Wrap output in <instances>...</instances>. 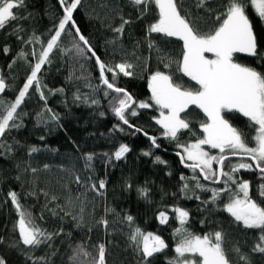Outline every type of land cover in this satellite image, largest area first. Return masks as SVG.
I'll use <instances>...</instances> for the list:
<instances>
[{"label": "trees", "instance_id": "1", "mask_svg": "<svg viewBox=\"0 0 264 264\" xmlns=\"http://www.w3.org/2000/svg\"><path fill=\"white\" fill-rule=\"evenodd\" d=\"M178 2L182 4L183 10L191 13L192 18L201 17L198 25L202 31L215 27L214 16L209 19V13L204 8L196 7V0ZM226 2L227 0H209L207 8L219 12L223 10L222 5ZM154 13L155 8L152 6L148 15L137 19L138 12L129 0H83L73 17L102 60L108 64L127 60L134 65V75H121L117 83L126 88L137 101L151 102L148 78L158 69L169 72L174 81L186 87H198L194 81L177 71L176 62L182 58L183 42L163 34H147V25L154 21ZM18 14L27 18L0 30V68L6 84L10 85L1 97L6 101H14L30 74L31 64L35 63L36 58L31 53L46 46V41L52 34L51 30L63 15L58 0H25V7L18 10ZM121 15L133 22L125 26L123 36L114 45L110 41L116 39L117 34L112 29L122 23ZM248 15L260 51L264 52V22L256 16L251 7L248 9ZM17 27L24 29L19 33L20 38L12 34L13 28ZM33 35L39 37V42H22L28 41ZM150 42L153 43L151 48ZM74 43L72 34L62 35L59 48L50 54L51 63L45 64L38 74L42 84L47 85L44 92L48 97V107L61 117L59 125L52 121L47 125L39 123L41 117L37 113L43 111L44 101L39 99V94L34 91L33 86L21 105L22 110L27 113L23 117L24 126L19 130H12L7 138V142L13 144L14 151L10 156L0 157V236L6 239V243L0 244V257L4 258L6 264H32L26 260L20 248L9 246L11 239L16 235L13 232V224L17 214L7 193L14 190L20 195L21 203L35 217L43 214V220L39 222L44 228L50 232L63 228V232L49 242L53 245L52 248L42 245L32 253L45 255L56 251V255L51 257L52 264H70L72 249L81 243L93 256L96 255L93 245L104 243L107 248V264H139L138 254L133 251L127 239L128 226L122 222L126 213L133 215L137 224L146 231L160 235L169 246L163 253L152 258L150 264H168L169 259L175 255L177 237L174 236V230L180 227L179 221L171 211L174 206L189 211V221L185 227L195 234L203 235L218 230L225 232L224 246L230 258L238 264H244L239 261V254L232 249L238 244L243 253H250L256 233L245 231L233 222L228 213L214 210L216 206L202 204L201 200H207L211 193L199 189L193 193L195 182L191 177L194 173L192 169L181 164L176 155V152L180 151L177 143H192L202 136L200 124L206 120L203 112L195 106L190 107L185 118L190 121L192 131L182 130L177 141L161 135L162 129L152 119L159 115L156 107L139 109V115L130 118L131 123L144 129L149 135L158 137L159 148H150V141L142 133L131 135L132 129L122 123L125 131H114L113 126L119 121L110 111L102 91L96 93V97L101 101L99 106L89 107L73 103V94L77 89L81 93H90L91 89L86 85L99 83V71L94 58L78 57L73 48ZM4 47H8L10 51L5 53ZM21 50L29 54L28 59L18 57ZM237 61L264 72V62L245 54H239ZM164 63H170L171 67L165 69ZM61 87L64 88L63 93L50 95L48 92V89ZM101 111L105 113L104 116L99 115ZM48 115L45 113L44 119H48ZM225 118L249 136L255 134L247 118L242 115L230 113ZM41 136L44 140L40 139ZM16 141L19 144H16ZM121 143L128 144L131 151L125 159L107 164L102 154L113 153ZM33 146L40 150L29 155V148ZM147 150H151V156L142 155V151ZM211 152L216 154V150ZM84 153L97 154L92 161V170L84 167ZM156 156H160L167 163H156ZM237 160L231 159L230 162L236 163ZM44 165H48V168ZM33 168L37 169L35 173L31 171ZM225 170L227 171V167ZM181 174L189 178V191L186 194L180 191ZM77 175L81 177L79 185L75 182ZM239 176L252 182L251 195L264 205V200L259 197L257 191L262 182L259 173L241 170ZM88 177L92 179L88 180ZM99 179L107 181L104 196L86 186ZM200 182L222 187L221 184H209L202 177ZM127 183H131L130 189L126 187ZM139 187H147L150 190L147 199L139 196ZM32 192L37 194L31 195ZM195 195H199L200 200H197ZM52 196L56 199L52 200ZM226 199L227 197H224L218 201L220 208ZM106 207L114 209V212L105 213ZM164 209H168L169 221L162 225L156 217L158 211ZM52 212L58 215H53ZM101 217L109 221L107 228L97 223ZM250 258L252 264H264V256L260 254L250 253Z\"/></svg>", "mask_w": 264, "mask_h": 264}, {"label": "snow or ice", "instance_id": "2", "mask_svg": "<svg viewBox=\"0 0 264 264\" xmlns=\"http://www.w3.org/2000/svg\"><path fill=\"white\" fill-rule=\"evenodd\" d=\"M82 2L83 0H58L63 15L51 30L52 34L47 39L46 46L38 52L31 53L36 59L35 63L31 64V71L26 81L19 89L14 101L0 98V157L10 156L14 151L13 144H9L7 138L12 130H19L24 126L23 117L27 113L22 110L21 105L33 86H35L34 91L39 94V99L44 101L43 111L37 113L41 117L39 123L47 125L49 121H52L59 125L61 117L48 107V97L44 92L47 85L42 84L38 74L41 73L45 64L51 63L50 54L54 49L59 48L62 35L72 34L76 55L85 59L94 58L99 71V83L86 85L91 89L90 93H81L77 89L73 94V103L89 107L99 106L101 101L96 97V93L102 91L103 97L108 101L110 111L119 121L113 126L114 131L124 132L122 123L132 129L131 135L142 133L147 137L150 141V148H159L158 137L149 136L147 131L131 123L130 118L137 117L139 109L156 107L159 115L152 119L162 129L161 135L177 141L182 130L192 131L190 121L185 118L190 107L195 106L203 112L206 120L200 124L202 136L192 143H177L180 151L176 154L181 164L192 169L194 173L191 177L195 182L193 193L195 194L196 189L211 193L209 198L201 200V203L205 206L209 204L216 206L214 210L228 213L233 222L245 231H254L256 234L253 237L254 242L250 253L264 256V205L251 195L252 182L239 176L241 170L259 173V179L262 182L258 185L257 191L259 197L264 200V72L237 61L239 54H245L264 62V52L260 51L257 36L248 15V9L251 7L256 16L264 22V0H227L222 5L223 10L219 12L207 8L209 0H196L197 8H204L209 13V19L213 16L215 18V27L208 31H202L199 27L198 21L201 17L192 18L191 13L183 10L178 0H129L138 12L137 19H143L154 6L155 19L147 25V34H163L166 37H176L183 42L182 58L176 62L177 71L190 78L198 86L195 89L186 87L174 81L173 75L169 72L158 69L148 78L151 102L137 101L126 88L117 83L121 75L124 77L134 75V65L127 60L115 64L106 63L97 55L89 39L81 32L73 17ZM24 7L25 0H0V30L26 19L27 17L18 14V10ZM120 18L122 23L112 29L117 34V38L110 41L114 45L123 36L125 26L133 22L122 15ZM23 31L22 27L13 28L12 34L20 38L19 33ZM34 40L39 42V37L33 35L28 41L22 42L32 43ZM152 46L153 43L150 42L149 47ZM3 51L8 53L10 49L4 47ZM206 54H211V57ZM28 56L29 54L23 50L18 53L21 59H28ZM170 67V63H164L165 69ZM76 79L87 78L76 77ZM8 87L10 85L6 84L5 78L0 76V93H5ZM48 92L50 95H55L63 93L64 88L48 89ZM45 113L49 114L48 119H44ZM230 113H237L247 118L255 134L249 136L233 126L225 118ZM99 115L104 116L105 113L101 111ZM40 139L44 140V137L41 136ZM15 143L19 144L18 141ZM39 150L37 147H30L29 155ZM211 150H216V154H212ZM130 151L128 144L121 143L113 153L105 152L102 155L106 158V163L111 164L113 161L125 159ZM96 155L95 153L83 154L85 169H93L92 161ZM142 155L151 156L152 152L151 150L142 151ZM232 157L239 159L236 163H231ZM155 162L167 163L160 156L155 157ZM214 164L217 167H213ZM44 167L48 168V165ZM31 171L35 173L37 169L33 168ZM168 174L171 175V173ZM201 177L212 184H221L222 187L203 184L200 182ZM91 179L92 177H88V180ZM188 179L181 174L180 191L185 194L189 191ZM75 182L78 185L81 184L79 175L75 176ZM86 186L98 195L104 196L107 181L99 179ZM126 187L130 189L131 183H127ZM137 192L144 199H147L150 194L147 187H139ZM30 194L36 195L37 193ZM7 197L17 214V219L13 224V232L16 235L11 239L9 246L20 248L26 260L31 261L32 264H52L51 257L56 255V251L45 255H33L32 253L42 245L52 248L53 245L49 242L55 236H59L63 228L56 232L48 231L39 222L43 220V214L35 217L21 203L20 195L16 191H9ZM224 197L227 199L220 208L218 201ZM195 198L200 200L199 195H195ZM51 199L55 200L56 197L52 196ZM171 211L179 221L180 227L174 230V236L177 237L175 255L169 259L168 264H238L230 258L229 252L225 249V232L218 230L203 235L195 234L185 227L189 221V211L179 206L172 207ZM108 212H114V209L106 207L105 213ZM52 214L58 215L55 212ZM69 214L65 213V215ZM156 218L160 224H167L168 209L158 211ZM122 222L128 226L127 239L133 251L138 254L139 264H150L152 258L168 249V244L160 235L143 229L137 224L133 215L126 213ZM97 223L105 228L109 226V221L104 217H101ZM201 223L203 224L204 221ZM79 226L78 223L77 227ZM3 243H6V239L0 236V244ZM21 245L27 247L22 248ZM93 247L96 249L95 256L83 243L78 244L72 249V255L69 257L70 264H107L106 245L98 243ZM232 251L239 254V261L252 264L250 253H243L238 244L233 247ZM0 264H6L3 257H0Z\"/></svg>", "mask_w": 264, "mask_h": 264}, {"label": "water", "instance_id": "3", "mask_svg": "<svg viewBox=\"0 0 264 264\" xmlns=\"http://www.w3.org/2000/svg\"><path fill=\"white\" fill-rule=\"evenodd\" d=\"M0 76H2V71H1V68H0ZM7 89V88H6ZM6 91V90H5ZM4 95V93H0V98L2 97ZM149 136H151V135H149ZM147 138V137H146ZM148 139V138H147ZM177 153V152H176ZM177 155V154H176ZM231 159H239L238 157H232ZM180 160V159H179ZM203 179V178H202ZM205 181V180H204ZM205 182H207V183H209V184H212V182H210V181H205ZM212 185H218V184H212Z\"/></svg>", "mask_w": 264, "mask_h": 264}, {"label": "rangeland", "instance_id": "4", "mask_svg": "<svg viewBox=\"0 0 264 264\" xmlns=\"http://www.w3.org/2000/svg\"><path fill=\"white\" fill-rule=\"evenodd\" d=\"M206 55H208L209 57H211V54H206ZM206 147H207V146H206ZM236 162H237V161H236ZM215 166H216V165L214 164L213 167H215Z\"/></svg>", "mask_w": 264, "mask_h": 264}]
</instances>
